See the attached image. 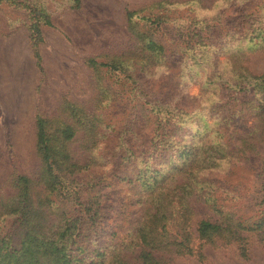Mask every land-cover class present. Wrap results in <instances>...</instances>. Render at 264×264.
Listing matches in <instances>:
<instances>
[{"label":"rangeland","instance_id":"374dc122","mask_svg":"<svg viewBox=\"0 0 264 264\" xmlns=\"http://www.w3.org/2000/svg\"><path fill=\"white\" fill-rule=\"evenodd\" d=\"M263 76L264 0H0V228L16 231L7 212L21 175L34 204L56 181L45 213L82 264H138L137 233L157 208L169 212L156 235L185 214L193 249L156 253L161 264H264V227L240 231L244 253L196 231L264 215ZM37 118L64 158L55 179Z\"/></svg>","mask_w":264,"mask_h":264},{"label":"trees","instance_id":"16d2710c","mask_svg":"<svg viewBox=\"0 0 264 264\" xmlns=\"http://www.w3.org/2000/svg\"><path fill=\"white\" fill-rule=\"evenodd\" d=\"M77 7L78 4H77ZM135 13H127V20L130 22ZM44 24L51 25L49 17L44 16ZM33 35L36 40H41L40 29L37 25L32 27ZM33 39V37H32ZM37 64H39V56L35 51ZM87 63L91 67L96 66L94 59H90ZM264 83V76L262 78ZM37 132V149L41 164L44 171L55 179V170L60 169L64 158L58 155L54 146L52 145L49 135H47L46 121L42 118H37L36 121ZM62 138L70 140L73 137V132L70 128H65ZM66 134V135H64ZM66 158V157H65ZM66 163V162H65ZM58 182L60 178L57 179ZM55 182L51 180L48 184L49 191L44 197V202L39 201L36 204L33 202V194L36 183L31 179L18 175L14 179L15 189L17 194L10 200L12 203L11 209L8 210L7 215L16 216V231L10 232L4 228H0V264H82L83 258H79L72 244L69 241L72 234H68L67 227L61 225V221L54 222L49 220V216L45 213L47 206L51 204L49 195L55 189ZM258 192L264 198V180L260 184ZM47 190V189H46ZM162 189L156 193H160ZM178 198L181 202L187 203V198L193 194V188L183 185L179 187ZM163 194H157L160 200ZM215 201V200H214ZM48 205H46V203ZM217 204V202H215ZM169 209H155L154 214H149L150 224H145L144 228L137 233L139 239L138 255L134 257V261L138 264H161L162 256L157 257L156 253L163 254H180L189 255L193 253L191 244V233L186 230L183 221L185 214H181L183 220L177 223L174 232H170L166 237L156 235L152 228L153 223L160 221L163 213H168ZM187 213V211H186ZM188 214V213H187ZM160 217V218H159ZM234 218L223 219L221 222L213 223L207 220H202L198 223L197 237L213 242L217 237L229 241L239 243L240 250L244 253L242 247L241 230H253L252 228L264 227V215L260 219L254 221L249 225H245L240 221H232ZM50 223V224H49ZM263 230V229H262ZM263 232V231H262ZM168 246L170 249H167ZM241 246V247H240ZM242 253V254H243ZM121 258L126 259V256ZM122 260V259H121Z\"/></svg>","mask_w":264,"mask_h":264}]
</instances>
